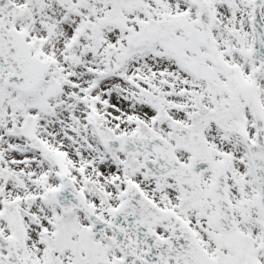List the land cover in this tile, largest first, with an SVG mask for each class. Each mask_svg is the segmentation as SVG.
I'll return each mask as SVG.
<instances>
[{"label":"snow or ice","instance_id":"6c2138e0","mask_svg":"<svg viewBox=\"0 0 264 264\" xmlns=\"http://www.w3.org/2000/svg\"><path fill=\"white\" fill-rule=\"evenodd\" d=\"M0 264H264V0H0Z\"/></svg>","mask_w":264,"mask_h":264}]
</instances>
